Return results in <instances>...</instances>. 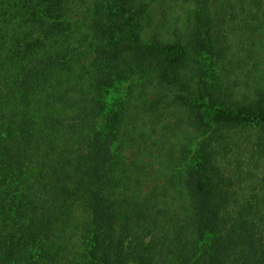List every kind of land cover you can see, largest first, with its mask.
I'll list each match as a JSON object with an SVG mask.
<instances>
[{"label": "trees", "instance_id": "obj_1", "mask_svg": "<svg viewBox=\"0 0 264 264\" xmlns=\"http://www.w3.org/2000/svg\"><path fill=\"white\" fill-rule=\"evenodd\" d=\"M210 2L0 0V264H264V0Z\"/></svg>", "mask_w": 264, "mask_h": 264}, {"label": "rangeland", "instance_id": "obj_2", "mask_svg": "<svg viewBox=\"0 0 264 264\" xmlns=\"http://www.w3.org/2000/svg\"><path fill=\"white\" fill-rule=\"evenodd\" d=\"M211 8L214 12V16L215 17H220V10L218 7V3L217 0H211ZM183 12L181 11V8L178 6H169V5H164V6H160L157 9V15L161 18V19H167L170 18L172 15L175 17H182L184 16L181 15ZM255 43H256V49L254 51V57L256 58V62L259 65L258 66V71L260 73H264V29H262L261 31H258L255 34ZM216 69L219 73H222L223 77L226 75H228V71L227 68L225 66L222 65H216ZM226 80V79H225ZM117 94L114 93L112 95V100H114V97H116ZM256 132L254 131V133L252 135H255ZM173 136H169L167 137L170 141H173L171 143H168L169 140L167 141V144H161L160 145V137L156 136L155 138V142H158V144H153V142H147L144 146L143 152L137 150L136 148H128V149H124L125 154L127 156V158L129 159H139V160H143V161H147L149 160V156L152 158V161H154L153 163L155 164V169L154 173L147 179L145 186L143 188V191L148 190L155 182H158L160 179V176L162 173V171H164V167L161 163L156 161V157H159L160 153H163L164 155H168V157L171 155L170 153V148L174 147L175 148V153L178 151L179 146L182 144V140H178L177 141V137H173ZM164 145V149L163 146ZM159 149L161 150V152H159ZM163 151V152H162ZM159 152V153H158ZM178 153V152H177ZM147 154H150L149 156H147ZM164 157V156H163ZM155 159V160H154ZM163 159V158H161ZM167 160L166 158L163 159V161ZM161 171L159 174L158 172ZM184 173V172H183Z\"/></svg>", "mask_w": 264, "mask_h": 264}]
</instances>
